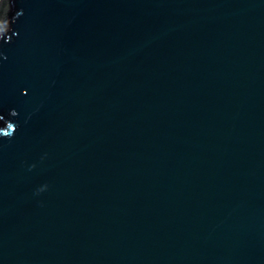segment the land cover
I'll return each mask as SVG.
<instances>
[{
    "label": "water",
    "instance_id": "1",
    "mask_svg": "<svg viewBox=\"0 0 264 264\" xmlns=\"http://www.w3.org/2000/svg\"><path fill=\"white\" fill-rule=\"evenodd\" d=\"M0 264H264V0H0Z\"/></svg>",
    "mask_w": 264,
    "mask_h": 264
}]
</instances>
